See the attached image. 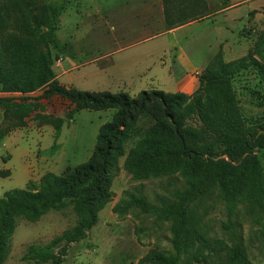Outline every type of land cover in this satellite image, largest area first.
Listing matches in <instances>:
<instances>
[{
	"label": "trees",
	"instance_id": "16d2710c",
	"mask_svg": "<svg viewBox=\"0 0 264 264\" xmlns=\"http://www.w3.org/2000/svg\"><path fill=\"white\" fill-rule=\"evenodd\" d=\"M177 2L172 13L168 8L172 0H164L169 28L206 14L205 0ZM58 17L59 9L43 0H0V90L20 93L23 100L4 112L0 139L27 124L21 114L31 112L40 98L57 95L69 101L63 115H43L41 120L53 126L55 140L62 122L71 120L76 112L112 113L99 126L86 161L60 174L47 171L37 181L29 180L25 187L12 188L0 197V264L19 217L37 221L69 200L76 224L55 235L49 244L30 245L27 250V258L36 262L61 264L68 246L88 235L99 221V212L112 200L113 179L122 157L123 168L133 179L179 172L185 180V187L160 206L152 205L143 194L125 192L118 210L136 206L171 221L173 251L150 248L137 264H252L237 236L228 241L208 235L197 203L216 195L229 219L239 205L257 218L264 214V168L257 155L264 149V115L247 118L232 83L236 73L251 66L263 76V66L254 58L220 60L198 75V87L191 94L149 89L133 96L125 91L82 90L61 83L52 67ZM36 91L39 96H28ZM29 98L33 101L26 102ZM142 118L149 125L126 149L131 129ZM222 225L226 230L235 227L231 220Z\"/></svg>",
	"mask_w": 264,
	"mask_h": 264
},
{
	"label": "rangeland",
	"instance_id": "374dc122",
	"mask_svg": "<svg viewBox=\"0 0 264 264\" xmlns=\"http://www.w3.org/2000/svg\"><path fill=\"white\" fill-rule=\"evenodd\" d=\"M43 1L59 9L55 30L57 45L51 47L54 57L52 67H57L66 55L75 61L94 62L72 73L74 87L82 90L97 91L110 87L114 91L115 79L111 76L123 73L125 56L148 54L152 58L168 42L173 44L167 52L176 53L182 47L201 66L195 70L197 76L220 60L236 62L254 58L264 68V0H205L208 4L206 14L194 19L193 25L179 30L176 26H167L164 0ZM154 1L160 4L154 6ZM177 1L172 0V4H168L172 13ZM146 37L151 38L120 52L117 62L110 63L111 55L117 48ZM167 80L165 76L161 87L164 91H172ZM61 81L71 83L66 76H62ZM232 83L245 116L252 119L262 117L264 75L251 66L236 73ZM39 95L40 91H36L32 96ZM37 104L25 116L40 117L42 111L51 112L52 109L57 115L58 107H63L62 101L51 98L46 99L42 107L38 101ZM67 109L63 108L65 111ZM111 113V110L88 109L76 112L71 120L62 122L61 133L56 140L49 135L39 137L36 132L25 135L22 131L5 137L0 142V197L12 188L25 187L27 167L44 166L55 149L62 163L50 168L54 173H63L67 167L86 161L94 147L99 126L110 118ZM149 123L147 118H142L131 129L126 149L142 135ZM52 143L51 150L49 147ZM37 153L41 155V161ZM257 155L264 168V149L258 150ZM123 160L124 157L120 159L119 170L113 179L112 200L99 212V221L88 235L68 246L61 264H137L150 248L158 247L169 253L173 251L169 219L157 218L136 206L122 210L117 207L121 205L127 191L143 194L152 205L160 206L172 200L175 191L185 187L184 178L179 172H173L133 179L123 168ZM6 170L10 171L8 176L1 173ZM197 211L202 216L203 227L209 236L222 237L228 241L237 236L247 248L252 264H264V214L257 218L247 214L243 205H239L237 212L229 219L216 195L198 202ZM229 220L235 224L233 230H226L222 225ZM76 222L77 216L69 200L37 221L19 217L3 264H48L27 258L28 247L49 244L55 235L72 228Z\"/></svg>",
	"mask_w": 264,
	"mask_h": 264
},
{
	"label": "crops",
	"instance_id": "0c3cea01",
	"mask_svg": "<svg viewBox=\"0 0 264 264\" xmlns=\"http://www.w3.org/2000/svg\"><path fill=\"white\" fill-rule=\"evenodd\" d=\"M156 3L160 4V2H153V5L155 6ZM146 4V3H145ZM208 5V4H207ZM161 6V5H160ZM208 7V6H207ZM196 20L189 21L185 24H181L177 27V30L191 26L195 23ZM174 27V28H176ZM176 30V31H177ZM170 33H173L172 31ZM151 38V37H146L144 39H141L139 41H135L132 43H128L127 45L121 46L117 48L112 55H115L114 58H112L111 55V62L110 63H115L117 62V56L119 55L120 52H123L124 50H128L132 48L133 46L139 44L140 42H143L144 40ZM173 43L168 42L165 48L162 49L156 56L149 58L147 55H136L133 57L131 54L125 56L126 60L124 62V71L123 73L115 74L114 76L112 75V79H115V84H114V91L110 87H107L105 89L101 90H109L111 92H116V91H125L129 93L130 95H135L141 90H149V89H162L161 86L164 85L163 83V78L166 76L168 79L167 81L170 83L168 86H170L172 91L168 92H176V91H182L187 94L193 93L196 88L198 87V76L195 75V70L198 66L194 60L191 58V56L182 48L180 47L178 52L176 53H169L167 50L169 49L168 47L172 45ZM172 49H175L172 47ZM120 58V57H118ZM91 63H94L92 61H85V60H79L75 61L73 58L70 56H64L61 61L58 62L57 67L53 68L57 79L67 85V86H75L73 85L74 82L72 73L75 70H78L80 68L85 67L86 65H89ZM109 63V64H110ZM112 73V72H111ZM66 76L68 80H70L71 83L63 82L61 81V77ZM77 88V87H76ZM79 89V88H78ZM35 93V92H34ZM34 93L29 94L28 96L32 97ZM51 99H58L60 102L62 101L63 107H58V112L57 115H55V110H45L42 111L41 113L43 115H47L48 117H54V116H61L65 112L63 108L69 106V101L60 98L57 95H54L51 97ZM46 99H40L37 100L39 103L42 105L45 104ZM23 101L21 99V94L17 92H3L0 90V125L5 122L4 118V112L14 104H17L19 102ZM33 101V98H29L26 102ZM25 102V101H24ZM34 108V107H31ZM61 108V109H59ZM82 111V110H81ZM29 112L22 113L21 115L23 116V119L27 122L25 126L22 127H16L6 133L1 139L0 142L5 138V137H10L12 134H14L17 131H22L25 135H27L30 132H36V134L39 137H42L44 135H49L54 137L55 135V129L53 126L49 123H43L41 120H43V115L40 117L36 116H25V114H28ZM35 117V118H33ZM35 122V123H34ZM104 123V122H103ZM102 124V123H101ZM61 133V132H60ZM55 140V139H54ZM57 144V142H56ZM56 146V145H55ZM53 143L49 147L51 150L53 149ZM94 148V147H93ZM41 150V149H40ZM93 150V149H92ZM54 154L51 155L49 159L45 161L44 166H40V168L35 166H28L27 167V177H26V182L28 183L29 180H34L37 181L40 176L47 172V171H52L50 168L55 166L57 163H62L61 157H57V151L56 149L53 150ZM92 153V151H91ZM90 153V154H91ZM39 156V160L41 161L39 153H37ZM7 155H4L6 157ZM90 156V155H89ZM88 159V158H87ZM42 164V163H41ZM47 168V169H46ZM39 169V171H38ZM10 174L9 170H6L5 176H8ZM26 183V184H27Z\"/></svg>",
	"mask_w": 264,
	"mask_h": 264
}]
</instances>
